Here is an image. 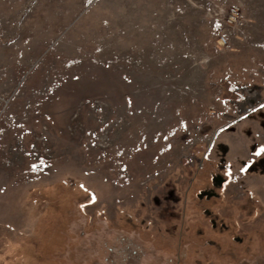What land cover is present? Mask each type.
Here are the masks:
<instances>
[{
	"label": "rangeland",
	"instance_id": "rangeland-1",
	"mask_svg": "<svg viewBox=\"0 0 264 264\" xmlns=\"http://www.w3.org/2000/svg\"><path fill=\"white\" fill-rule=\"evenodd\" d=\"M0 264H264V0H0Z\"/></svg>",
	"mask_w": 264,
	"mask_h": 264
},
{
	"label": "built area",
	"instance_id": "built-area-1",
	"mask_svg": "<svg viewBox=\"0 0 264 264\" xmlns=\"http://www.w3.org/2000/svg\"><path fill=\"white\" fill-rule=\"evenodd\" d=\"M245 20L246 19L243 16V14L239 12V7H234V9L230 12V14L226 18V22L229 25L235 27V29H237L241 33L243 32ZM216 47L221 50L230 49V41L228 40L226 35H224V33H222L218 37Z\"/></svg>",
	"mask_w": 264,
	"mask_h": 264
}]
</instances>
